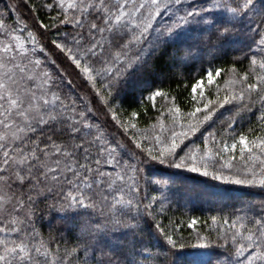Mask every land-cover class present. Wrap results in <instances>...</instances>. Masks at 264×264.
I'll return each mask as SVG.
<instances>
[{
    "label": "snow or ice",
    "instance_id": "snow-or-ice-1",
    "mask_svg": "<svg viewBox=\"0 0 264 264\" xmlns=\"http://www.w3.org/2000/svg\"><path fill=\"white\" fill-rule=\"evenodd\" d=\"M21 3L0 11V264H147L153 238L163 239L171 264H264V199L252 198L264 197V0H40L29 11L45 10L49 22L32 26ZM5 13H17L15 20ZM231 53L248 61L233 70L238 89L221 96L217 85L213 101L205 85L221 70L194 78L189 95L202 107L187 113V130L177 132L184 122L173 119L149 136L132 122L138 111L121 118L130 82L180 79L205 56ZM230 102L227 129L255 108L262 134L250 129L232 143L223 130L219 141L211 131L200 143L189 138ZM100 111L110 119L99 120ZM184 173L205 179L189 183ZM49 196L67 214L58 234L45 236L35 217ZM193 201L229 210L219 217L226 231L177 252L185 247L170 234L178 224L169 229L159 218ZM221 242L227 254L214 251Z\"/></svg>",
    "mask_w": 264,
    "mask_h": 264
},
{
    "label": "trees",
    "instance_id": "trees-1",
    "mask_svg": "<svg viewBox=\"0 0 264 264\" xmlns=\"http://www.w3.org/2000/svg\"><path fill=\"white\" fill-rule=\"evenodd\" d=\"M39 2L40 0H26V3H21L18 8L19 14L25 18L29 26H32L35 20H43L45 23L49 22L48 16L50 13H47L45 10L39 9L37 13L29 11V5ZM11 3H13V0H0V11L5 10ZM5 14L10 16L11 20H15L17 15V13ZM26 35V32L23 33L22 38L26 37ZM49 35H51V32H49ZM237 60H242V63H234ZM247 66L248 61L243 60L242 53H231L226 57H217L215 59L211 56H205L204 59L196 62L194 67L187 70L186 77L173 79L164 74H158L146 76L142 80L130 82L125 87L122 95L124 103L121 118L126 121L129 119V116L124 113L129 110L138 111L140 115L133 118L132 122L136 124L138 130H143L144 134L149 136L153 134V129L156 133H158L161 125H163L166 129L171 128L173 119L184 122L183 128H181L179 124L176 125L175 130L177 132L187 130L189 126L188 119H186L187 113L192 112L194 107H202L201 104H194L191 101V96L189 95L190 85L193 82V79L205 74V70L215 71L216 69H220L221 74L219 76H214V83L206 84L204 89L205 95L209 99L215 101L217 98V85L219 86V94L221 96H223L229 88L237 90L238 86L230 83L233 79V70L240 73L245 70ZM49 67L55 72L56 69L54 66L49 65ZM69 71H71V69H69ZM167 71L168 65L162 61L160 64V72L166 73ZM72 78L74 86L78 88L81 81L75 78V73H72ZM157 92L162 95H155ZM197 99H200L198 94ZM256 107H259V105ZM176 108L181 110L179 114H175ZM234 111L233 102H230L223 107H218L213 113L211 120L206 121L200 127V132L196 134L189 133V138L194 139L197 143H200L201 133L203 134V138H207L208 132L211 131L216 134L217 141H219L221 130H223L225 139L229 143H232L233 141L230 137H236V139H238L239 134L248 135L250 129L257 130V135L262 134L258 130V125L261 124V113L256 111L255 108L244 115L243 118L236 117V122L233 124L232 129H227V123L233 116ZM196 115L197 118L201 120L203 119L202 113H197ZM97 117L102 121H108L110 119L103 111L98 112ZM113 125L114 122L108 124L112 134L116 138L122 139L120 133L123 130L119 129L118 126ZM137 134L139 135L140 133L138 132ZM164 134L168 135V132L166 131ZM237 163H239V155H237ZM184 175L192 178L189 180V183L205 179L195 173H184ZM235 187L240 188L241 186ZM242 190L252 191L255 193L260 192V189L258 188ZM252 198L255 200L264 199V197H261L260 195H255ZM53 204L56 206L50 207V205ZM60 207L61 205L58 197L53 198L49 196L46 200L39 204L36 210L35 226L41 234L45 236L49 233L52 235L58 234L57 230L62 224L61 217L67 214L60 211ZM228 215L229 210L227 209L221 213L219 208H214L211 205L201 203L199 201H193L187 205L183 203H174L170 205L159 219L162 226L167 224L169 229H171L172 224H178L175 231H170V234L173 236V239L185 246L183 249L177 248L175 251L183 252L190 250L192 246L197 243H204V241L202 239H198V237H204L210 234L212 240L215 241L218 231L220 233L226 231V227L223 223H221L219 217L223 216L226 219L228 218ZM213 216L218 217L217 221H212L211 218ZM169 221L172 223L169 224ZM65 235H67V233H65ZM70 239L71 238H69V240ZM166 247L167 246L162 238H153L149 247V252H151L152 255L149 257L147 264H171L174 257L166 250ZM228 250V246L224 245L222 242L220 244H216L214 247V251L218 253L227 254Z\"/></svg>",
    "mask_w": 264,
    "mask_h": 264
}]
</instances>
